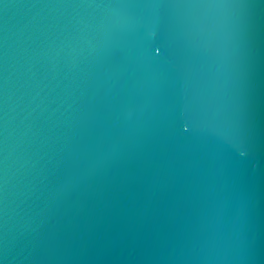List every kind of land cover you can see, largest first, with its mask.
<instances>
[{"label":"water","instance_id":"obj_1","mask_svg":"<svg viewBox=\"0 0 264 264\" xmlns=\"http://www.w3.org/2000/svg\"><path fill=\"white\" fill-rule=\"evenodd\" d=\"M0 264H264V0H0Z\"/></svg>","mask_w":264,"mask_h":264}]
</instances>
